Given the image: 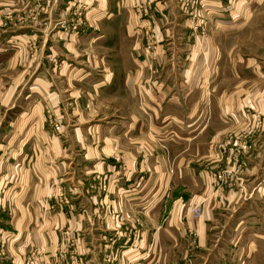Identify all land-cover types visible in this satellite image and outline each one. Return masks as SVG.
<instances>
[{
    "label": "crops",
    "instance_id": "1",
    "mask_svg": "<svg viewBox=\"0 0 264 264\" xmlns=\"http://www.w3.org/2000/svg\"><path fill=\"white\" fill-rule=\"evenodd\" d=\"M221 6L0 0V264H264V56Z\"/></svg>",
    "mask_w": 264,
    "mask_h": 264
},
{
    "label": "rangeland",
    "instance_id": "2",
    "mask_svg": "<svg viewBox=\"0 0 264 264\" xmlns=\"http://www.w3.org/2000/svg\"><path fill=\"white\" fill-rule=\"evenodd\" d=\"M221 1H222L223 6H221L220 8H225L227 10L241 9L243 13L247 12L245 14L247 18L245 17L243 18L244 22L247 21V28L244 31V34L242 37L244 56L245 57L251 56V54H255V53H259L260 56H264V0H221ZM196 4H197V7H196ZM196 4L194 6L195 8L194 10L199 11L201 9L200 2L198 3L196 2ZM251 11H253L255 16L254 15L250 16ZM28 16L33 19H37L40 16V11L32 10L28 14ZM77 16H78V19H80V17H82L83 14L81 16L77 12ZM8 18L10 19V16ZM197 20L201 21L200 19H196V21ZM252 20H253V23L255 21V24H251ZM38 21H41V18H39ZM202 22H203V26L202 28H200V30L206 31V27H207L206 23H204L203 20ZM8 24H9L8 22H4L5 26H8ZM252 25H254V30L256 31L254 35H252V32L250 30V28H252ZM201 33L202 32H199L197 33V35L201 36L202 35ZM254 37H257L258 40L256 41V38ZM52 116L55 117V115L53 114ZM50 122L54 124L53 121H50ZM221 145H222L223 154L225 155V158L228 160V163L227 165L224 166V168L214 169L213 176H212L213 177L212 185L216 192H218L221 188L225 187V185L229 186V185H232L234 181L236 182L237 174L240 171L239 170V166L241 163L240 161L244 155L248 154V151H249L247 146H238L235 144L234 141L227 140ZM209 167L212 169L211 166ZM257 187L258 186H256V188ZM253 192L254 190L252 191V193H249L247 195L252 196L255 193ZM262 193L264 194V192ZM262 196L263 197H259L257 201V205L259 206L260 212H261L262 207L264 208V195ZM203 212H204V205L202 203H197L194 205L192 214L195 218L201 217ZM263 229H264V219H263V223L261 225L260 230L262 231ZM259 253H264V240H261L259 243Z\"/></svg>",
    "mask_w": 264,
    "mask_h": 264
},
{
    "label": "built area",
    "instance_id": "3",
    "mask_svg": "<svg viewBox=\"0 0 264 264\" xmlns=\"http://www.w3.org/2000/svg\"><path fill=\"white\" fill-rule=\"evenodd\" d=\"M78 13L82 16V14H83V11H82V8L80 7V9L78 10ZM201 25L203 26V22L201 23ZM202 28V27H201ZM49 119H50V121H53L54 122V129L57 131V132H61V130H62V124L60 123V120H59V118H57V119H53L52 118V116L50 115L49 116ZM225 150V149H224ZM216 177V176H215ZM60 195H62V196H64V192L63 191H61V193H60ZM63 201L66 203V202H69L68 200H67V198H63ZM198 208V207H197ZM196 208V209H197ZM26 264H37V260H36V257L34 256V254H31V255H29L28 257H27V259H26Z\"/></svg>",
    "mask_w": 264,
    "mask_h": 264
},
{
    "label": "bare ground",
    "instance_id": "4",
    "mask_svg": "<svg viewBox=\"0 0 264 264\" xmlns=\"http://www.w3.org/2000/svg\"><path fill=\"white\" fill-rule=\"evenodd\" d=\"M34 256L36 257V255L34 254ZM37 258V257H36Z\"/></svg>",
    "mask_w": 264,
    "mask_h": 264
}]
</instances>
